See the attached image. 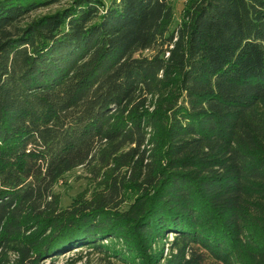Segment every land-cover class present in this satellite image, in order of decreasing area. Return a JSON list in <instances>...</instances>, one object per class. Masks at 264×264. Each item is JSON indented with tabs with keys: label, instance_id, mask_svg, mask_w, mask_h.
Here are the masks:
<instances>
[{
	"label": "trees",
	"instance_id": "obj_1",
	"mask_svg": "<svg viewBox=\"0 0 264 264\" xmlns=\"http://www.w3.org/2000/svg\"><path fill=\"white\" fill-rule=\"evenodd\" d=\"M172 18L170 0H0V264H264V0ZM104 166L107 194L58 205L64 175Z\"/></svg>",
	"mask_w": 264,
	"mask_h": 264
},
{
	"label": "rangeland",
	"instance_id": "obj_2",
	"mask_svg": "<svg viewBox=\"0 0 264 264\" xmlns=\"http://www.w3.org/2000/svg\"><path fill=\"white\" fill-rule=\"evenodd\" d=\"M101 1L107 6L112 0ZM184 2L185 0H170L173 14L170 30L175 29L182 23ZM58 6L51 7V10H54ZM46 11L48 10H43L42 12ZM151 54V51L143 53L144 56H149ZM110 173L111 166H104L96 169L78 167L71 170L64 175L54 187L53 193L58 205L62 208H66L73 204L98 201L108 193L109 189L107 184ZM136 195V191L127 190L122 196L123 204L117 210L122 212L127 211L135 200ZM172 238L173 236L169 235L165 245V252H167L168 244ZM42 264H50V259L43 261ZM52 264H107V259L102 254H97L92 250L81 248L61 255L54 260Z\"/></svg>",
	"mask_w": 264,
	"mask_h": 264
}]
</instances>
